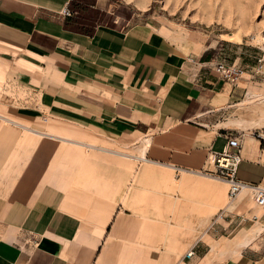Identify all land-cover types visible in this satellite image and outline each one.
I'll use <instances>...</instances> for the list:
<instances>
[{
    "label": "crops",
    "instance_id": "1",
    "mask_svg": "<svg viewBox=\"0 0 264 264\" xmlns=\"http://www.w3.org/2000/svg\"><path fill=\"white\" fill-rule=\"evenodd\" d=\"M128 6L122 0H0V63L8 62L12 80L38 96L36 108L19 107L13 118L0 114V264H103L95 253L118 212L104 208L102 194L73 187L74 167L60 160L71 144L87 143L70 138V128L46 132L23 123H34L43 109L51 120L111 141L139 136L126 144L133 152L127 158L203 176L213 170L207 155L234 137L235 178L264 186V142L255 128L240 127L242 120L254 122L255 113L242 118L236 112L246 87L214 72L223 61L219 47L227 45L149 14L147 6ZM55 169L61 174L52 175ZM179 182L192 187L189 178ZM238 194L225 204V220L197 235L213 240L197 242L190 257L187 249L171 264H264V243L260 250L249 246L264 230L256 222L264 221V211L247 217L246 203L253 201L247 191ZM248 218L255 225L237 229ZM187 220L184 228L193 233L205 222L196 218L194 230V219Z\"/></svg>",
    "mask_w": 264,
    "mask_h": 264
},
{
    "label": "rangeland",
    "instance_id": "2",
    "mask_svg": "<svg viewBox=\"0 0 264 264\" xmlns=\"http://www.w3.org/2000/svg\"><path fill=\"white\" fill-rule=\"evenodd\" d=\"M122 1L129 3V8L144 9L147 6V13L154 12L181 28L198 31L206 35L210 43L221 41L227 47H219L223 60L220 62L233 64L239 69L238 81L243 82L247 94H264V0ZM228 34L234 37H228ZM234 58H238L236 63ZM13 76L9 63H0V114L8 118H13L9 114L15 109L36 108L38 102L37 94L18 86L12 80ZM247 94L236 105L239 109L236 112L242 118H250L251 113H255L256 119L254 122L242 120L244 124L240 127L264 130V119L259 111L250 110L251 105L243 102L249 98ZM254 106L264 110V104ZM43 114L34 123H23L46 132L70 128L75 132L70 138L88 144L82 147L71 144L69 152L65 149L62 155L61 152L59 154L62 156L60 160L74 167L70 170L77 179L73 187L83 192L102 194L104 208L118 207L106 238L95 253L97 257L104 258L103 264H171L197 242L213 240L211 235H204L201 239H197V235L206 233L218 209L227 203V186L222 180L170 168L147 158V161L127 158L133 152L126 144L137 142L139 136L111 141L83 131L85 127L80 125L51 120L46 109H43ZM231 121L237 124L236 120ZM140 143L136 145L135 158ZM61 172L55 169L50 173L56 175ZM179 178H189L192 187L183 188ZM246 209L247 217L261 213L250 200ZM191 218L194 221L190 227L194 230L198 229L195 219H205L195 233L184 228L189 225L187 219ZM253 222L248 218L237 229L246 224L244 228L254 226ZM256 222L264 224L263 220ZM263 243L264 230L249 246L260 250Z\"/></svg>",
    "mask_w": 264,
    "mask_h": 264
},
{
    "label": "built area",
    "instance_id": "3",
    "mask_svg": "<svg viewBox=\"0 0 264 264\" xmlns=\"http://www.w3.org/2000/svg\"><path fill=\"white\" fill-rule=\"evenodd\" d=\"M64 16H70L71 13L67 10H63ZM214 72L222 81H226L235 84L239 80L240 71L233 64H225L223 62H217L214 65ZM45 120V118H42ZM255 137L264 142V130H257ZM238 143L234 137L227 139L220 151H212L207 155L208 162L213 166V170L205 171L204 174L213 176L222 180L226 188V198L229 202L232 200L241 190H248V195L252 199L254 205L264 211V186L259 184H251L235 178L236 166L240 160L238 154ZM226 207H222L217 211L215 218L211 221L210 226L218 224L221 220L226 218ZM246 219L240 216V221ZM251 219H256V216H251ZM192 249H188L185 253V257L192 255Z\"/></svg>",
    "mask_w": 264,
    "mask_h": 264
},
{
    "label": "bare ground",
    "instance_id": "4",
    "mask_svg": "<svg viewBox=\"0 0 264 264\" xmlns=\"http://www.w3.org/2000/svg\"><path fill=\"white\" fill-rule=\"evenodd\" d=\"M141 5V4H140ZM228 37H234L233 36V34H228L227 35ZM232 39V38H231ZM247 97H249V98H247L245 101H244V103H248L249 105H251V107L252 108H250V109H253V110H258L259 111V113H260V117L262 118V119H264V110L263 109H260V108H258L257 106H254V105H263L264 104V94H254V93H250ZM247 104V105H248ZM148 146V143H146L145 145H144V147L146 148ZM242 191H247L248 192V190H245V189H243V190H241L240 192H239V194L242 192ZM238 194V195H239ZM253 231V230H252ZM253 232H255V231H253ZM256 232H258V230H256ZM251 237H253V235L251 236Z\"/></svg>",
    "mask_w": 264,
    "mask_h": 264
}]
</instances>
